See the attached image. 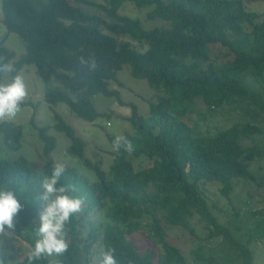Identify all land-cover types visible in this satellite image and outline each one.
Wrapping results in <instances>:
<instances>
[{"label": "trees", "instance_id": "1", "mask_svg": "<svg viewBox=\"0 0 264 264\" xmlns=\"http://www.w3.org/2000/svg\"><path fill=\"white\" fill-rule=\"evenodd\" d=\"M246 1L105 0L106 5H98L89 0H2L3 24L23 41L25 55L13 62L16 55L5 46L4 38L0 57L21 71L35 66L45 84H60L63 90L47 89L48 105L64 103L78 119L95 122L98 113L89 97L118 96L109 87L125 65H130L133 78L147 81L153 89L178 93L152 104L149 118L139 116L134 107L128 119L133 134L126 135L134 151L114 152L109 173L84 157V143L55 116L53 128L71 140L68 153L80 158L98 179L90 183L66 167L60 183L74 185L76 191L69 194L84 198V204L66 226L69 251L56 257L57 264H82V253L90 257L99 240L104 251L116 250L121 264H165L164 259L168 264H187L159 222L158 215L163 212L168 225L187 230H191L195 213L200 214L208 222V238L224 237L244 264H253L249 247L237 242L209 212L202 186L218 185L222 196L229 198L236 180L252 179L250 164L264 159V146L244 148L241 141L263 136L264 130L255 124H236L213 138H199L183 121L196 104L220 108L229 99L249 101L264 121V14L249 12ZM126 3L151 8L148 21L162 20L168 26L147 30L139 20L120 14ZM87 6L102 10L106 17L87 13L83 9ZM122 38L143 43L148 50L140 53ZM217 48L224 53L211 60L209 49L213 54ZM81 57H94L98 69L89 71L81 65ZM245 76L260 89L247 85ZM49 129L38 130L47 160L41 170L25 158L0 160V189L14 191L24 206L15 233L20 235L23 230L32 234L25 238L29 244L38 227L41 183L51 175L54 165L50 156L57 141ZM0 131L6 148L20 149V126L3 122ZM137 159L142 163L136 165ZM97 212L104 215V222L93 227L83 242L82 228ZM147 217L153 218L154 237H148L142 246L134 237ZM199 257L207 264H216L213 258ZM4 260L5 264H27L26 257L12 263ZM36 264L51 263L46 258Z\"/></svg>", "mask_w": 264, "mask_h": 264}, {"label": "rangeland", "instance_id": "2", "mask_svg": "<svg viewBox=\"0 0 264 264\" xmlns=\"http://www.w3.org/2000/svg\"><path fill=\"white\" fill-rule=\"evenodd\" d=\"M89 1L98 5H106L105 0ZM246 7L249 12L264 14V0H247ZM83 9L87 13L106 17L105 13L98 8L87 6ZM150 10L152 9H139L131 3H126L119 12L122 16L139 20L147 30L168 26V23L162 20L148 21L147 15ZM3 19L2 0H0V42L6 38L5 46L15 53L16 59L13 61L15 62L25 55V45L16 34L8 32L3 24ZM120 40L130 43L132 48L140 53H145L148 50L147 45L133 41L131 38ZM209 51L211 60L224 53L222 48H217L213 54L211 49ZM207 63H203V65L206 66ZM22 74L28 87V97L14 120L0 121V124L6 122L22 128L21 147L17 151L6 148L3 133L0 131V160L25 158L41 170L47 160L44 157V142L41 140L38 130L50 128L49 135L57 141L56 148L50 156L53 164L56 162L65 163L66 167L76 170L90 183L97 182L96 173L88 168L80 158L68 153L71 140L64 133L53 128L57 123L55 116L58 115L65 124L70 126L74 130L75 136L84 143V157L92 163H99L102 170L109 173L113 165L112 154L114 153L110 140L119 135L133 134L128 119L133 116L134 107L139 116L149 118L152 104L158 103L162 97L178 94L167 92L164 89H153L147 81L133 78L130 65H125L117 73L116 81L112 82L109 87V90L115 91L118 96L106 97L96 94L89 97L98 113L95 122L90 123L75 117L64 103L50 106L45 102V93L48 88L64 89L56 81L45 84L37 76L35 66L26 67L22 70ZM9 79L10 76L5 78L6 81ZM245 83L255 89H260V86L255 84L249 76H245ZM183 121L192 128L193 135L199 138H213L236 124H255L264 130V121L260 112L246 100L236 103L233 99H229L220 108H214L212 105L208 108L202 104H196L192 109H189ZM241 142L244 148L253 147L256 144L264 146V135L242 138ZM140 163H142L140 159L135 161L136 165ZM249 169L252 179L236 180L229 198L222 196L221 187L215 184L203 185L202 191L209 212L217 219L218 224L225 227L237 242L249 247L254 257L253 264H264V159L250 164ZM164 215L165 212L158 215L159 222L174 245L182 251L187 264H207L200 260L199 256L213 258L216 264H244L238 251L224 237L208 238L210 235L207 228L208 222L200 214L195 213L191 219V230L168 225ZM103 216L101 212H97L85 222L81 236L83 242L88 239L93 227L102 225ZM153 223L151 217L141 221L142 230L134 237L137 244L143 246L148 237H154ZM20 231V235L6 233L0 236V241L3 242L0 252L9 263L20 261L23 258V252L27 253L30 250V244L25 238L32 234ZM17 238H20L24 243L19 245ZM151 240L154 243L157 242L156 238ZM101 251H104V247L99 240L94 245L90 257L82 253V264H92ZM48 259L51 264H57L55 256L48 257ZM164 263L168 264L165 259Z\"/></svg>", "mask_w": 264, "mask_h": 264}, {"label": "clouds", "instance_id": "3", "mask_svg": "<svg viewBox=\"0 0 264 264\" xmlns=\"http://www.w3.org/2000/svg\"><path fill=\"white\" fill-rule=\"evenodd\" d=\"M80 63L89 71L98 69L94 57L85 59L81 57ZM9 80H5L9 77ZM28 87L21 70H18L11 61L0 57V121L14 120L21 111V106L28 97ZM131 153L134 146L126 136H116L112 142V151L119 153L121 150ZM66 172L63 162L53 165L50 176H46L41 183L42 194L39 196L41 211L38 217V227L34 232V241L29 245L30 250L23 252L27 264H36L41 259L48 257H63L69 251L66 236V226L76 214L82 211L84 198L74 197L69 193L76 188L71 184H61V178ZM23 205L16 193L11 189H0V236L8 233L15 234L19 213ZM18 244L24 243L20 238ZM3 242L0 241V249ZM116 250L109 248L101 251L92 264H121L116 258ZM0 264H5L0 252Z\"/></svg>", "mask_w": 264, "mask_h": 264}]
</instances>
